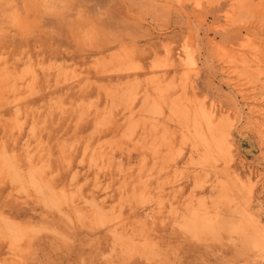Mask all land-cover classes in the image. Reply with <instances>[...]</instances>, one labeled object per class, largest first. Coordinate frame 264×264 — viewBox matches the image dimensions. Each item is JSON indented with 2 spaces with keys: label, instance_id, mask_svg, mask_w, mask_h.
<instances>
[{
  "label": "rangeland",
  "instance_id": "1",
  "mask_svg": "<svg viewBox=\"0 0 264 264\" xmlns=\"http://www.w3.org/2000/svg\"><path fill=\"white\" fill-rule=\"evenodd\" d=\"M0 264H264V0H0Z\"/></svg>",
  "mask_w": 264,
  "mask_h": 264
},
{
  "label": "bare ground",
  "instance_id": "2",
  "mask_svg": "<svg viewBox=\"0 0 264 264\" xmlns=\"http://www.w3.org/2000/svg\"><path fill=\"white\" fill-rule=\"evenodd\" d=\"M192 59V58H191ZM229 146V145H228Z\"/></svg>",
  "mask_w": 264,
  "mask_h": 264
}]
</instances>
